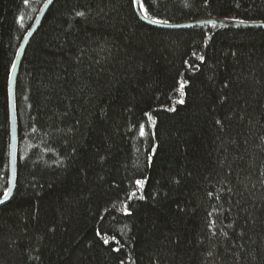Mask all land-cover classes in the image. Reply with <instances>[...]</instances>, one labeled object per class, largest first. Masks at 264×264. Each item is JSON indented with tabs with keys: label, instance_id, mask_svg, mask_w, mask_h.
I'll list each match as a JSON object with an SVG mask.
<instances>
[{
	"label": "trees",
	"instance_id": "16d2710c",
	"mask_svg": "<svg viewBox=\"0 0 264 264\" xmlns=\"http://www.w3.org/2000/svg\"><path fill=\"white\" fill-rule=\"evenodd\" d=\"M46 1L0 0V198L9 79ZM140 7L162 23H264V0ZM15 109L0 264H264V27L162 29L134 0H53Z\"/></svg>",
	"mask_w": 264,
	"mask_h": 264
},
{
	"label": "water",
	"instance_id": "95a60500",
	"mask_svg": "<svg viewBox=\"0 0 264 264\" xmlns=\"http://www.w3.org/2000/svg\"><path fill=\"white\" fill-rule=\"evenodd\" d=\"M53 0H47L42 9L40 10L36 20L34 21L32 27L26 34L25 38L23 39L17 55L16 59L11 71L10 79H9V115H10V154H9V183H8V195L3 196L0 198V207L6 204L9 199L11 198L15 184H16V154H17V143H18V130H17V120H16V109H15V84L17 79V74L19 71L20 63L22 55L25 51L27 43L29 42L30 38L38 28L47 8L50 6ZM135 8L138 16L140 19L146 23L147 25L162 28V29H182L187 26L191 25H198V24H218V25H225V26H235V27H247V28H256V27H264V23H249V22H241V21H234L228 19H221V18H204V19H197L191 20L181 23H153L154 20H150L144 16L140 7V0L139 2H135Z\"/></svg>",
	"mask_w": 264,
	"mask_h": 264
},
{
	"label": "snow or ice",
	"instance_id": "6c2138e0",
	"mask_svg": "<svg viewBox=\"0 0 264 264\" xmlns=\"http://www.w3.org/2000/svg\"><path fill=\"white\" fill-rule=\"evenodd\" d=\"M134 2H139V0H134ZM25 3H27V0H25ZM145 14H147V13H146V9H145ZM76 15H78V16H83L84 13H82V12H78V13H76ZM159 22H160V21H158V20H154V21H153V23H159ZM200 58L203 59V57H200ZM180 87H181V89L183 88V83H181ZM180 103H183V100H181ZM145 115H148V114L146 113ZM144 134H145V133H144V126L141 125V126H140V135H144ZM135 183H136V185L142 186L143 183H144V181H143V180H137V181H135ZM4 195L7 196V195H8V192L6 191V192L4 193ZM132 196H135V193H132ZM130 198H131V197H130ZM107 242H108V241L105 240V243H107Z\"/></svg>",
	"mask_w": 264,
	"mask_h": 264
}]
</instances>
